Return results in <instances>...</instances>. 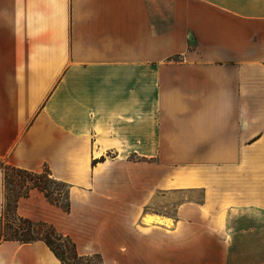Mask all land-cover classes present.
Returning a JSON list of instances; mask_svg holds the SVG:
<instances>
[{
    "label": "crops",
    "instance_id": "crops-1",
    "mask_svg": "<svg viewBox=\"0 0 264 264\" xmlns=\"http://www.w3.org/2000/svg\"><path fill=\"white\" fill-rule=\"evenodd\" d=\"M168 4L0 0V162L70 188L17 214L104 264H264V0Z\"/></svg>",
    "mask_w": 264,
    "mask_h": 264
},
{
    "label": "trees",
    "instance_id": "trees-1",
    "mask_svg": "<svg viewBox=\"0 0 264 264\" xmlns=\"http://www.w3.org/2000/svg\"><path fill=\"white\" fill-rule=\"evenodd\" d=\"M8 167L11 170H15L18 172L31 175L33 177L32 178L33 186L31 188V191L36 189L42 192L45 195L46 199L51 204L62 208L65 212L70 211L71 205H70L69 191L64 194L60 190H55L54 193L58 199H53L51 197V194L47 186L48 185L47 182L51 183V185L53 186L64 187L67 185L54 179L47 168L42 173H34L26 170L17 169L11 166ZM46 177L49 180L44 183L43 179H45ZM29 193L25 196L20 197L16 201V205H15V215L17 219L21 221L22 225L19 228L13 230L14 233L13 236H9V237L5 236V238L2 240L0 238V243L3 241H18L22 243L42 241L50 248V250L61 261L62 264H91V262L93 261H98L99 264H104L103 258L99 254L87 255V256L79 255L77 252L76 244L70 239V237L65 236L60 232H58L54 226L43 222H33L29 219H25L18 216L16 211L18 201L21 198L28 196Z\"/></svg>",
    "mask_w": 264,
    "mask_h": 264
},
{
    "label": "rangeland",
    "instance_id": "rangeland-1",
    "mask_svg": "<svg viewBox=\"0 0 264 264\" xmlns=\"http://www.w3.org/2000/svg\"><path fill=\"white\" fill-rule=\"evenodd\" d=\"M169 2L171 0H160V11L161 16L162 12H167L166 10L169 7ZM162 24V22H161ZM161 28L163 26L161 25ZM0 171L2 184L4 189V202H3V210L2 215L0 217V238L1 240L9 236H13V230L19 228L22 224L15 215V205L16 201L22 197L27 195L33 186L32 176L26 173L18 172L15 170H11L4 163H0ZM49 179L46 177L43 179V182H47ZM48 183V189L53 199H58L55 195V190H60L62 193H67L70 188L69 186H53L51 183ZM13 228V229H11ZM91 264H99L98 261H93Z\"/></svg>",
    "mask_w": 264,
    "mask_h": 264
}]
</instances>
